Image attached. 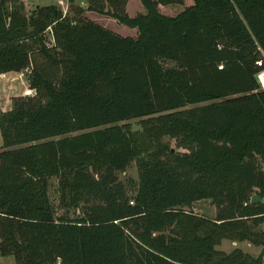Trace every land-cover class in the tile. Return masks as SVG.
<instances>
[{
	"label": "trees",
	"instance_id": "obj_1",
	"mask_svg": "<svg viewBox=\"0 0 264 264\" xmlns=\"http://www.w3.org/2000/svg\"><path fill=\"white\" fill-rule=\"evenodd\" d=\"M0 0V74L35 97L0 114V258L15 264H263L264 0ZM135 29V38L86 19ZM49 38L52 45L47 46ZM42 54L56 68L33 62ZM163 61L174 67L164 68ZM264 67V64H263ZM30 69V70H29ZM137 119L138 130L126 121ZM172 142V144H171ZM132 163L135 190L119 180ZM80 212L56 216L48 195ZM209 200L214 219L194 214ZM223 241L260 248L253 257Z\"/></svg>",
	"mask_w": 264,
	"mask_h": 264
},
{
	"label": "rangeland",
	"instance_id": "obj_2",
	"mask_svg": "<svg viewBox=\"0 0 264 264\" xmlns=\"http://www.w3.org/2000/svg\"><path fill=\"white\" fill-rule=\"evenodd\" d=\"M75 5L82 6L83 9H86V4L88 0H72ZM25 13L28 15L35 7H43V6H50V5H57L62 13V15H66L69 11V0H21ZM191 0H184L183 5H170V6H159V12L167 17H174L178 15L183 9L189 5H191ZM144 9L139 0H128L126 5V13L130 17H134L137 14H144ZM83 16L96 23L100 26L116 33L124 37H132L135 38L137 32L135 29L127 28L123 25L117 24L114 20L105 17L96 15L91 12L85 11ZM33 62L38 66L40 69L44 70V73L53 74L57 72L56 68L52 65V63L47 60L42 54H35L33 56ZM162 65L164 68H172L174 64L172 62L163 61ZM30 70V69H29ZM28 74V70H24L22 73L16 72H6L4 74H0V114L9 112L12 110V101L13 99L21 98L29 96L31 98L35 97V93L32 90H29V82L26 77ZM140 120L133 119L124 122L123 124L130 125L133 130H138ZM172 144V142H171ZM2 145V137L0 132V147ZM173 145V144H172ZM118 178L122 181L132 193L135 190L136 183H137V171L135 164L132 163L126 170L122 173L118 174ZM48 195L50 203L54 209L55 215L58 216H67L70 219H76L80 217V212L73 211L72 209H63L59 204V193H58V182L56 179L49 180L48 185ZM194 214L205 216L209 219H214L217 210L211 204L209 200L199 201L192 205L191 208ZM264 232V223L261 224L258 228ZM228 243V247H217V250L224 251L228 253L235 249V247L230 246L231 243L234 242H226ZM0 264H15L12 258H0Z\"/></svg>",
	"mask_w": 264,
	"mask_h": 264
},
{
	"label": "crops",
	"instance_id": "obj_3",
	"mask_svg": "<svg viewBox=\"0 0 264 264\" xmlns=\"http://www.w3.org/2000/svg\"><path fill=\"white\" fill-rule=\"evenodd\" d=\"M226 242H228V241H223L221 243V245L219 246V248L220 247H223V248L228 247L229 245ZM230 246L238 248V249L242 250L244 253H247V254H249V255H251L253 257L258 256L260 251H261L260 248L251 246L248 243H231ZM223 252H225V250ZM263 264H264V258H263Z\"/></svg>",
	"mask_w": 264,
	"mask_h": 264
},
{
	"label": "built area",
	"instance_id": "obj_4",
	"mask_svg": "<svg viewBox=\"0 0 264 264\" xmlns=\"http://www.w3.org/2000/svg\"><path fill=\"white\" fill-rule=\"evenodd\" d=\"M74 1H76V0H74ZM52 42H53L52 39L49 38V41L47 43V46H51L52 45ZM255 64H256L257 67L261 68L259 70V72L256 74L255 77H256V81H257L260 89L262 91H264V67H263L264 57H262L261 59H259Z\"/></svg>",
	"mask_w": 264,
	"mask_h": 264
},
{
	"label": "water",
	"instance_id": "obj_5",
	"mask_svg": "<svg viewBox=\"0 0 264 264\" xmlns=\"http://www.w3.org/2000/svg\"><path fill=\"white\" fill-rule=\"evenodd\" d=\"M250 204L252 205L261 204L264 206V198H260L257 195H253L250 199Z\"/></svg>",
	"mask_w": 264,
	"mask_h": 264
}]
</instances>
